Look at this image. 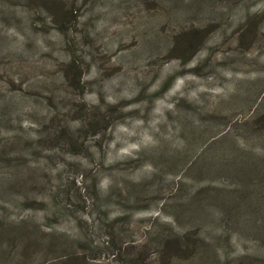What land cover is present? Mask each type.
I'll use <instances>...</instances> for the list:
<instances>
[{
	"label": "rangeland",
	"instance_id": "rangeland-1",
	"mask_svg": "<svg viewBox=\"0 0 264 264\" xmlns=\"http://www.w3.org/2000/svg\"><path fill=\"white\" fill-rule=\"evenodd\" d=\"M264 0H0V264H264Z\"/></svg>",
	"mask_w": 264,
	"mask_h": 264
},
{
	"label": "trees",
	"instance_id": "trees-1",
	"mask_svg": "<svg viewBox=\"0 0 264 264\" xmlns=\"http://www.w3.org/2000/svg\"><path fill=\"white\" fill-rule=\"evenodd\" d=\"M259 238L264 241V224L259 232Z\"/></svg>",
	"mask_w": 264,
	"mask_h": 264
}]
</instances>
